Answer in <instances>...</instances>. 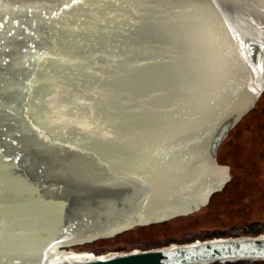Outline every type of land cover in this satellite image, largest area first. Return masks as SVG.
Masks as SVG:
<instances>
[{
	"label": "water",
	"instance_id": "water-1",
	"mask_svg": "<svg viewBox=\"0 0 264 264\" xmlns=\"http://www.w3.org/2000/svg\"><path fill=\"white\" fill-rule=\"evenodd\" d=\"M261 68L264 0H0V264L264 262V234L67 250L207 208Z\"/></svg>",
	"mask_w": 264,
	"mask_h": 264
},
{
	"label": "rangeland",
	"instance_id": "rangeland-1",
	"mask_svg": "<svg viewBox=\"0 0 264 264\" xmlns=\"http://www.w3.org/2000/svg\"><path fill=\"white\" fill-rule=\"evenodd\" d=\"M218 159L229 165L233 173L225 188L211 197L209 207L212 217L185 227L175 222L145 227L147 229L137 228L112 239L75 247L74 251L106 255L115 251L182 243L195 238L239 236L245 231L264 234V93L256 107L222 143Z\"/></svg>",
	"mask_w": 264,
	"mask_h": 264
},
{
	"label": "flooded vegetation",
	"instance_id": "flooded-vegetation-1",
	"mask_svg": "<svg viewBox=\"0 0 264 264\" xmlns=\"http://www.w3.org/2000/svg\"><path fill=\"white\" fill-rule=\"evenodd\" d=\"M225 210V209H224ZM210 214V207L208 206L207 208H205V209H203L202 211H200L199 213H197V214H194V215H191V216H187V217H179V218H176V219H173V220H171V221H168V223L167 222H165L166 223V225L167 224H170V223H175V222H177V224L178 225H180V226H187L188 224L189 225H194V223L193 222H197V223H199V222H201V221H204L203 219H206L205 217H212L211 216V214ZM202 218V219H201ZM165 223H161L160 225H163V224H165ZM148 227H152V225L151 226H148ZM145 227H142V229H144ZM145 229H147V228H145ZM240 235H247V234H240ZM239 235V236H240ZM230 236H237V235H230ZM223 237H228V236H223ZM209 238H214V237H205V238H202V239H200V238H195V239H192V240H188V241H185V242H182V243H187V242H191V241H196V240H205V239H209ZM163 246H165V245H163ZM75 247H72V248H67V250H69V251H71V250H75L74 249Z\"/></svg>",
	"mask_w": 264,
	"mask_h": 264
},
{
	"label": "bare ground",
	"instance_id": "bare-ground-1",
	"mask_svg": "<svg viewBox=\"0 0 264 264\" xmlns=\"http://www.w3.org/2000/svg\"><path fill=\"white\" fill-rule=\"evenodd\" d=\"M70 254H72V256H94V254H92L90 252H78V251H74V250H71Z\"/></svg>",
	"mask_w": 264,
	"mask_h": 264
},
{
	"label": "trees",
	"instance_id": "trees-1",
	"mask_svg": "<svg viewBox=\"0 0 264 264\" xmlns=\"http://www.w3.org/2000/svg\"><path fill=\"white\" fill-rule=\"evenodd\" d=\"M232 173H233V171H232ZM245 228V230L248 228V226L247 227H244ZM243 234H247V235H258V234H251L249 231H245ZM237 263H239V262H237ZM241 263H244V262H241Z\"/></svg>",
	"mask_w": 264,
	"mask_h": 264
},
{
	"label": "built area",
	"instance_id": "built-area-1",
	"mask_svg": "<svg viewBox=\"0 0 264 264\" xmlns=\"http://www.w3.org/2000/svg\"><path fill=\"white\" fill-rule=\"evenodd\" d=\"M92 254H94V253H92ZM94 256H97V257H102V256H103V254H94Z\"/></svg>",
	"mask_w": 264,
	"mask_h": 264
},
{
	"label": "snow or ice",
	"instance_id": "snow-or-ice-1",
	"mask_svg": "<svg viewBox=\"0 0 264 264\" xmlns=\"http://www.w3.org/2000/svg\"><path fill=\"white\" fill-rule=\"evenodd\" d=\"M260 71L264 72V68H261Z\"/></svg>",
	"mask_w": 264,
	"mask_h": 264
}]
</instances>
